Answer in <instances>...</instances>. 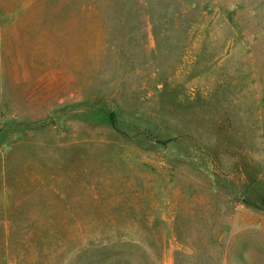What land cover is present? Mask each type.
Wrapping results in <instances>:
<instances>
[{
  "label": "rangeland",
  "instance_id": "obj_1",
  "mask_svg": "<svg viewBox=\"0 0 264 264\" xmlns=\"http://www.w3.org/2000/svg\"><path fill=\"white\" fill-rule=\"evenodd\" d=\"M0 264H264V0H0Z\"/></svg>",
  "mask_w": 264,
  "mask_h": 264
},
{
  "label": "trees",
  "instance_id": "obj_2",
  "mask_svg": "<svg viewBox=\"0 0 264 264\" xmlns=\"http://www.w3.org/2000/svg\"><path fill=\"white\" fill-rule=\"evenodd\" d=\"M111 120L115 123V119L113 117V114L111 115Z\"/></svg>",
  "mask_w": 264,
  "mask_h": 264
}]
</instances>
